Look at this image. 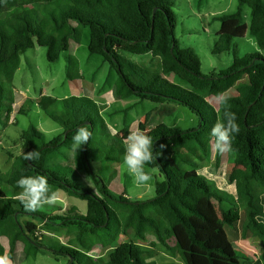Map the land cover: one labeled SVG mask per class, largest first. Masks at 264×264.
Instances as JSON below:
<instances>
[{"label":"trees","instance_id":"16d2710c","mask_svg":"<svg viewBox=\"0 0 264 264\" xmlns=\"http://www.w3.org/2000/svg\"><path fill=\"white\" fill-rule=\"evenodd\" d=\"M238 2L236 11L214 17L221 26L213 52H231L233 62L204 74L198 53L180 46L176 38V0H0V123L3 116L9 120L14 110V91L5 83L13 81L22 55L38 44L47 47L49 61H56L73 43L82 42L86 28L89 53L102 56L116 72V98L173 102L199 118L194 128L160 122L148 129L154 111L146 114L139 129L151 136L154 156L161 144L166 148L145 166L158 170L155 196L133 200L125 189L113 191L101 175L104 163L121 162L125 152L124 138L108 130L102 105L86 95L42 94L38 106L63 131L47 138L31 124L20 135L22 151H6L12 164L6 171L0 168V237L8 238L9 249L0 241V256L7 254L14 261L21 241L27 256L47 250L57 258L66 257L67 264H157L146 257L142 245L148 234L155 238L153 246L161 245L163 252L178 256L183 264H247L246 253L235 246L242 239L258 238L264 248V0ZM244 6L250 8L249 23ZM247 34L258 48L240 54L234 40ZM147 54L149 65L132 58ZM71 56L68 77L73 80L80 73ZM232 89L236 94L225 95ZM221 93L229 98L227 106L236 114L240 129L229 152L233 168L244 169L247 204L243 209L200 173L201 162L211 158V129L223 120L224 108L220 104L216 108L210 99ZM84 124L92 137L62 171L52 159L60 148H72L76 129ZM32 150L40 153L39 159L25 160L23 153ZM93 163L101 164L98 170ZM80 174L90 176L96 191L74 182L72 176ZM36 175H45L51 190L87 201V212L75 207L64 213L61 209L26 212L16 198L21 191L16 182ZM3 187L12 188V195ZM119 210L126 212L124 223ZM43 229L64 232L68 242L44 241ZM122 232L132 237L117 244ZM97 246L113 249L107 258L93 257L89 253Z\"/></svg>","mask_w":264,"mask_h":264},{"label":"rangeland","instance_id":"374dc122","mask_svg":"<svg viewBox=\"0 0 264 264\" xmlns=\"http://www.w3.org/2000/svg\"><path fill=\"white\" fill-rule=\"evenodd\" d=\"M238 5V0H176L174 6V11L177 15L175 28L176 38L180 46L191 47L198 53L201 59V71L204 74L225 69L233 62V54L231 52H223L220 54L213 52L217 32L221 26L220 21L213 19V17L222 13L234 12L237 10ZM243 11L245 20L249 23L250 8L244 6ZM88 33L89 29L86 28L82 42L80 44L73 43L70 50L62 54L56 61H49L47 58V47L38 44L28 49L22 55L20 67L16 71L13 81L11 83H5L8 89L14 91V95L15 93L19 94L23 91L27 97L24 102L19 100L15 105L17 112L16 119L9 122L11 119L8 121L3 116V123H0V131L5 133L2 138L3 149H0L4 152L0 162V168L3 171H6L12 163L6 151L10 150L13 154L22 151L20 135L29 125L33 124L43 130L47 138H51L58 132L59 124L52 120L37 104V99L42 95L41 93L57 98H64L71 95H86L97 98V100L101 101L103 107L102 113L106 119L109 132L122 136L124 140L130 130L139 128V123L144 120L150 110L154 112L149 121V126H155L160 122H165L172 127L189 129L198 125L199 118L197 115L183 105L173 102L156 103L150 100L139 101L136 97L129 99L116 98L113 93L114 82L117 78L116 72L111 69L102 56L91 55L89 53ZM234 42L239 46L240 54L253 52L258 48L254 38L249 34L242 38H236ZM70 56L77 60L78 71L80 73L79 78L73 80L68 77V58ZM132 58L145 65H149L151 62V56L149 54L134 55ZM244 80H246V77ZM234 94H236V91L232 89L225 95L230 96ZM210 102L216 108L219 106L217 97L211 98ZM77 151L64 146L58 150V155L56 157L54 156L55 158L52 159V162L58 165L63 171L66 165H71ZM231 156L232 154L230 152L218 155L212 148L211 158L201 162L200 173L212 180L219 189L229 193L231 202L236 203L240 209H243L247 204L244 186V169H234ZM6 158L9 164L6 163ZM105 164L106 166H104L101 175L105 183L113 191L124 193L125 189L133 200L138 198L144 200L155 196V180L156 176H158V170L152 173V181L137 189L134 187L132 177L128 175L123 163L121 165L118 164L119 170H117V173L115 172L114 165ZM100 165V163H93V168L98 170ZM66 171L68 172L67 169ZM72 178L79 185L86 186L88 184L96 191L94 181L87 174L75 175ZM7 192L12 195L11 190L7 189ZM59 194L61 203L55 206H44L41 210L47 213H54L61 209L60 213H64L65 210L67 211L75 207L83 214L87 212V201L76 196H70L63 190H59ZM140 195L142 196L139 197ZM119 215L122 223H124L126 212L119 210ZM36 222L39 225H43L38 221ZM42 233L44 241L54 240L66 243L69 239L62 231L43 229ZM131 237L132 233L126 235L122 232L117 244L129 240ZM2 241L9 248L7 239L2 238ZM153 241H155L154 236L148 234L147 240L142 242L147 252L146 257L152 258L156 255L155 257H160L158 260L161 264L168 263L170 259L162 254L163 247L161 245L153 246ZM235 246L248 256V260L245 263L264 264L262 260L264 248L258 238L242 239ZM22 247L23 243L19 251L22 257V264H67L68 262L66 257L59 256L57 258L47 250L39 252L36 257L26 258L23 250H21ZM112 249V246L106 248L97 246L89 254L93 257L103 256L107 258ZM159 252L162 253L159 254ZM181 263L183 262L180 258L173 261V264Z\"/></svg>","mask_w":264,"mask_h":264},{"label":"clouds","instance_id":"9594fccd","mask_svg":"<svg viewBox=\"0 0 264 264\" xmlns=\"http://www.w3.org/2000/svg\"><path fill=\"white\" fill-rule=\"evenodd\" d=\"M228 97L223 93L217 95V102L224 108L223 120H218L211 129V147L218 154H224L232 150V141L235 134L239 133L237 117L227 106ZM92 137L87 124L76 129V134L72 140V150L77 151ZM166 145L161 144L157 154L154 156L153 140L146 132L136 128L130 130L125 138V152L123 164L135 188L139 189L148 184L153 179L155 169L148 170L146 165L157 160L162 155V150ZM40 153L32 150L23 153V158L28 161L38 160ZM17 187L21 189L16 194V198L22 203L26 212H36L44 206H55L61 203L59 190L53 191L50 188L48 178L45 175L22 176L17 182ZM0 264H13L10 257L5 254L0 256Z\"/></svg>","mask_w":264,"mask_h":264},{"label":"crops","instance_id":"0c3cea01","mask_svg":"<svg viewBox=\"0 0 264 264\" xmlns=\"http://www.w3.org/2000/svg\"><path fill=\"white\" fill-rule=\"evenodd\" d=\"M215 16H217V15H215ZM214 16V17H215ZM213 17V19H215ZM41 94H43V93H41ZM24 96V97H23ZM14 97H15V103H14V110H13V113H12V115H11V117H10V121L9 122H12V120L13 119H16V114H17V112H16V110H15V105L19 102V100L21 101V102H24V100L26 99V97H27V95L22 91V92H20L19 94L17 93H15V95H14ZM91 98H93L94 100H96L98 103H100L101 104V101H99V100H97V98H95V97H93V96H90ZM101 98V97H100ZM156 109V108H155ZM107 112V111H106ZM105 112V113H106ZM198 117V116H197ZM156 126V125H155ZM147 127H148V129H151V128H153L154 126H149V123H148V125H147ZM43 131V130H42ZM44 132V131H43ZM62 132V128L61 127H59V129H58V132L55 134V135H58L59 133H61ZM45 133V132H44ZM5 135V133L3 132V131H0V149L2 148V145H3V141H2V138H3V136ZM54 135V136H55ZM54 136H52V137H54ZM9 137V136H8ZM51 137V138H52ZM3 149V148H2ZM4 154V152H2L1 150H0V162H1V156ZM7 159V158H6ZM6 163L7 164H9V161H8V159L6 160ZM123 163V159H122V161L121 162H119V163H116L114 166H115V168L117 169V170H119V165H121ZM12 164V163H11ZM10 164V165H11ZM119 164V165H118ZM121 171H122V169H120ZM3 189L5 190V192L8 194V192H7V189H9V190H11L12 191V188H8V187H3ZM9 196H11L10 194H8ZM127 196L128 197H130L129 195H128V193H127ZM142 195H140L139 197H141ZM138 199H140V198H138ZM2 238H6L7 239V241H8V245H9V240H8V238L6 237V236H2V237H0V241L2 242V244L5 246V248L8 250L9 248H7L6 247V245L4 244V242L2 241ZM23 242H21V241H19L18 243H17V247H16V252H15V257H14V261H12L13 262V264H22L21 263V261H22V257L20 256V254H19V251H20V246H21V244H22ZM143 245V244H142ZM144 246V245H143ZM21 250H23V252H24V244H23V247H22V249ZM44 251V250H43ZM160 253H162V252H159V254ZM24 254H25V257L26 258H29V257H32V256H27L26 255V253L24 252ZM156 254V253H155ZM162 254H164V256L165 257H167V258H169L170 260L168 261V263H162V264H173V261L175 260V259H178L179 257L178 256H171V255H169V254H167V253H165V252H163ZM156 256V255H155ZM152 257V258H148L149 260H154V261H156L157 262V264H161V262L158 260V258H160V257ZM20 257H21V259H20ZM26 261V260H25ZM24 261V262H25ZM20 262V263H19ZM181 264H183V263H181Z\"/></svg>","mask_w":264,"mask_h":264},{"label":"water","instance_id":"95a60500","mask_svg":"<svg viewBox=\"0 0 264 264\" xmlns=\"http://www.w3.org/2000/svg\"><path fill=\"white\" fill-rule=\"evenodd\" d=\"M157 8H155V10H156ZM155 12V11H154Z\"/></svg>","mask_w":264,"mask_h":264}]
</instances>
